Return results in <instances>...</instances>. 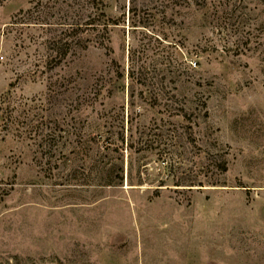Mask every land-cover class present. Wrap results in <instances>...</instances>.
<instances>
[{
  "label": "rangeland",
  "instance_id": "rangeland-1",
  "mask_svg": "<svg viewBox=\"0 0 264 264\" xmlns=\"http://www.w3.org/2000/svg\"><path fill=\"white\" fill-rule=\"evenodd\" d=\"M0 264H264V0H0Z\"/></svg>",
  "mask_w": 264,
  "mask_h": 264
},
{
  "label": "built area",
  "instance_id": "built-area-1",
  "mask_svg": "<svg viewBox=\"0 0 264 264\" xmlns=\"http://www.w3.org/2000/svg\"><path fill=\"white\" fill-rule=\"evenodd\" d=\"M3 59V57L0 55V60H2Z\"/></svg>",
  "mask_w": 264,
  "mask_h": 264
}]
</instances>
